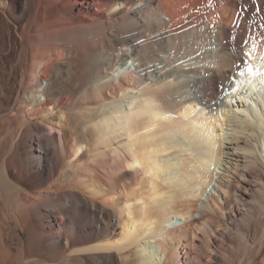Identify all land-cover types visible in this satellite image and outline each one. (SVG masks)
Segmentation results:
<instances>
[{
  "label": "bare ground",
  "instance_id": "1",
  "mask_svg": "<svg viewBox=\"0 0 264 264\" xmlns=\"http://www.w3.org/2000/svg\"><path fill=\"white\" fill-rule=\"evenodd\" d=\"M263 69L264 0H0V264H264Z\"/></svg>",
  "mask_w": 264,
  "mask_h": 264
},
{
  "label": "snow or ice",
  "instance_id": "2",
  "mask_svg": "<svg viewBox=\"0 0 264 264\" xmlns=\"http://www.w3.org/2000/svg\"><path fill=\"white\" fill-rule=\"evenodd\" d=\"M245 43H247V41H245ZM249 70H250V71L252 70L251 65H249Z\"/></svg>",
  "mask_w": 264,
  "mask_h": 264
},
{
  "label": "rangeland",
  "instance_id": "3",
  "mask_svg": "<svg viewBox=\"0 0 264 264\" xmlns=\"http://www.w3.org/2000/svg\"><path fill=\"white\" fill-rule=\"evenodd\" d=\"M16 1L18 2V0H15V2H16ZM16 264H17V263H16Z\"/></svg>",
  "mask_w": 264,
  "mask_h": 264
}]
</instances>
